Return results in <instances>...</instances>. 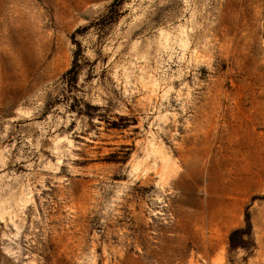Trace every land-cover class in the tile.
<instances>
[{"label":"rangeland","instance_id":"obj_1","mask_svg":"<svg viewBox=\"0 0 264 264\" xmlns=\"http://www.w3.org/2000/svg\"><path fill=\"white\" fill-rule=\"evenodd\" d=\"M0 264H264V0H0Z\"/></svg>","mask_w":264,"mask_h":264},{"label":"trees","instance_id":"obj_2","mask_svg":"<svg viewBox=\"0 0 264 264\" xmlns=\"http://www.w3.org/2000/svg\"><path fill=\"white\" fill-rule=\"evenodd\" d=\"M246 226L242 229H238L231 233L229 242L230 250L235 251L240 248L247 249L249 246V241H252V223L250 219V214L246 213Z\"/></svg>","mask_w":264,"mask_h":264}]
</instances>
